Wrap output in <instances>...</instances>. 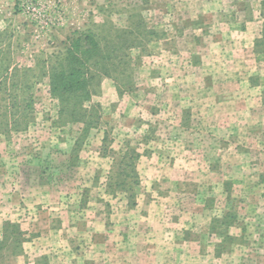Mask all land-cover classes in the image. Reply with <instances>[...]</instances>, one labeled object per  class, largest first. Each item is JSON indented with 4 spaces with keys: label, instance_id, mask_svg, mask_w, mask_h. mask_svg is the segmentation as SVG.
Segmentation results:
<instances>
[{
    "label": "rangeland",
    "instance_id": "rangeland-1",
    "mask_svg": "<svg viewBox=\"0 0 264 264\" xmlns=\"http://www.w3.org/2000/svg\"><path fill=\"white\" fill-rule=\"evenodd\" d=\"M194 202L207 264H264V0H0V264H142Z\"/></svg>",
    "mask_w": 264,
    "mask_h": 264
},
{
    "label": "crops",
    "instance_id": "crops-1",
    "mask_svg": "<svg viewBox=\"0 0 264 264\" xmlns=\"http://www.w3.org/2000/svg\"><path fill=\"white\" fill-rule=\"evenodd\" d=\"M251 46L253 47V45ZM217 91L221 93L218 94L217 97L222 98L223 90L217 89ZM158 206L159 205L157 204L156 212L158 213V217H160L161 214L158 211ZM177 207L181 208L179 210L178 218L168 224V227L173 228L174 231H169L170 233L165 232V234L161 233L159 235L157 232L155 245H153L150 240V236L154 235L148 234L144 236V239H146L147 243H150L151 246L144 252V255L142 254V257H144V261L142 262V264H207L205 258H209V256L211 255L209 254V251H203L201 248L202 245L199 241L178 237V232L190 230L191 227H193L194 224L198 221L197 217H199V210H208V205L204 203L199 207L196 206V203L194 202L190 206L185 207L183 205H180L179 203L177 204ZM136 208H138V206ZM160 222L161 221L159 219H156L157 231H161V229L159 228H164L167 224L164 223V221L162 222L163 225H161ZM237 253L238 252L232 254L233 264H235V258L238 255ZM142 257H140V259H142ZM113 258L114 262L112 264H128V260L126 257V259L117 257ZM211 264L219 263H217V261H214Z\"/></svg>",
    "mask_w": 264,
    "mask_h": 264
},
{
    "label": "trees",
    "instance_id": "trees-1",
    "mask_svg": "<svg viewBox=\"0 0 264 264\" xmlns=\"http://www.w3.org/2000/svg\"><path fill=\"white\" fill-rule=\"evenodd\" d=\"M259 46V45H258ZM68 59L70 63H75L83 60L82 66L85 67L90 61V55H92L91 47H93V42L88 35H80L77 38H68ZM87 47V49L85 48ZM90 47V48H89ZM77 54H80L77 56ZM9 69L7 70V73ZM53 80H54V93H63L65 91H79L84 84L82 81H77V75L80 72L72 70L66 76L62 72L54 71ZM58 73V74H57ZM87 73V72H86ZM57 77V78H56ZM87 82V78L85 80ZM31 102H33L31 98Z\"/></svg>",
    "mask_w": 264,
    "mask_h": 264
}]
</instances>
